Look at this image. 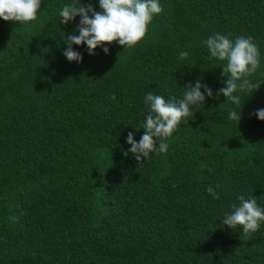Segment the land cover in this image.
<instances>
[{
    "label": "trees",
    "instance_id": "1",
    "mask_svg": "<svg viewBox=\"0 0 264 264\" xmlns=\"http://www.w3.org/2000/svg\"><path fill=\"white\" fill-rule=\"evenodd\" d=\"M68 2L42 0L28 24L0 19V264H264V224L243 233L220 221L240 195L264 206L253 115L264 108V0H160L136 46L73 45L81 62L63 55L80 20L59 23ZM214 33L251 37L260 52L239 124L216 95L226 62L202 43ZM197 79L213 96L167 152L125 157L128 133H144V95L180 98Z\"/></svg>",
    "mask_w": 264,
    "mask_h": 264
},
{
    "label": "clouds",
    "instance_id": "2",
    "mask_svg": "<svg viewBox=\"0 0 264 264\" xmlns=\"http://www.w3.org/2000/svg\"><path fill=\"white\" fill-rule=\"evenodd\" d=\"M101 11L83 0H70L61 5L58 18L60 24H69L80 17L78 34L66 35L67 47L64 57L69 61H82V54L73 49V45L86 46L89 55H95L100 47L105 54L109 47L105 42H116L123 49H130L142 41L153 18L162 12L160 0H97ZM42 0H0V19L20 24H28L37 18ZM231 34L214 33L202 41L209 58L226 62L222 67V76L227 77L225 86L216 93L217 97H226L234 108L227 113V119L239 124L241 120V94H249L259 86L250 80L260 67V52L251 37L230 38ZM187 52H180L178 59H184ZM183 88L180 98L169 94L167 97L147 92L143 102L148 114L139 126L143 129L139 141L135 133L129 132L126 142L131 147L124 151L137 161H146L154 154L166 153L168 140L183 122L188 124V117L202 109L207 98L213 96V90L199 79L189 82ZM203 89V90H202ZM253 115L264 121V108L256 109ZM137 130L138 128L135 127ZM207 191L215 196L211 187ZM238 204H233L231 211L220 218L221 224L232 229L240 227L243 233L255 232L264 224V206L252 197H237Z\"/></svg>",
    "mask_w": 264,
    "mask_h": 264
}]
</instances>
